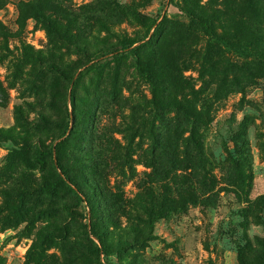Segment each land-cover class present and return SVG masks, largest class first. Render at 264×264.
Segmentation results:
<instances>
[{"label": "rangeland", "instance_id": "obj_1", "mask_svg": "<svg viewBox=\"0 0 264 264\" xmlns=\"http://www.w3.org/2000/svg\"><path fill=\"white\" fill-rule=\"evenodd\" d=\"M263 263L264 0H0V264Z\"/></svg>", "mask_w": 264, "mask_h": 264}, {"label": "trees", "instance_id": "obj_2", "mask_svg": "<svg viewBox=\"0 0 264 264\" xmlns=\"http://www.w3.org/2000/svg\"><path fill=\"white\" fill-rule=\"evenodd\" d=\"M165 104H166V105H170V103H169L168 101H165ZM183 114L186 115V114H188V113H186L185 110H184V111H183ZM47 152H49V154H51V150H49V151H47ZM263 264H264V263H263Z\"/></svg>", "mask_w": 264, "mask_h": 264}]
</instances>
